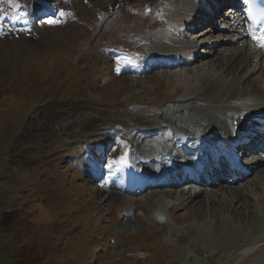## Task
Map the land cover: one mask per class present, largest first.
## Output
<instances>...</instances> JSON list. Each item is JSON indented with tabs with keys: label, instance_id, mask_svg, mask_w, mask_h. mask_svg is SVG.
Here are the masks:
<instances>
[{
	"label": "rangeland",
	"instance_id": "obj_1",
	"mask_svg": "<svg viewBox=\"0 0 264 264\" xmlns=\"http://www.w3.org/2000/svg\"><path fill=\"white\" fill-rule=\"evenodd\" d=\"M181 3L0 0V264H264V221L256 225L264 214V170L256 168L264 164L232 183L187 176L178 185L175 172L188 166L190 138L214 106L226 112L208 120L221 119L229 135L235 125L221 116L243 120L264 107L247 92L252 76L264 85V47L242 38L221 10L202 44L205 61L223 74L232 55L246 54L222 79L240 78L248 101L180 102L184 87L150 48L161 35L187 45L157 25ZM202 80L199 93L209 87ZM121 157L126 164L108 166ZM174 161L181 164L168 166ZM163 171L177 184L121 188L137 174Z\"/></svg>",
	"mask_w": 264,
	"mask_h": 264
},
{
	"label": "bare ground",
	"instance_id": "obj_2",
	"mask_svg": "<svg viewBox=\"0 0 264 264\" xmlns=\"http://www.w3.org/2000/svg\"><path fill=\"white\" fill-rule=\"evenodd\" d=\"M224 4H225L224 0H182L181 5L173 7L172 9H170L167 12V14L162 15L159 19H157V25H159V26L165 25L167 27V30L171 33L170 38L173 39L174 41H179V38L184 37L187 41V45L186 46H173L172 44H168L166 42L165 37L161 35V37L158 39V41H156L157 43H155L154 46H151L150 55L156 54V56L154 58L161 60L165 66L169 67L172 70L173 74H175V76L177 77V81H178L177 83L184 87V93L182 94V98H181L180 102L183 101V103H185L184 101H188V100H190V102H191V101H195L198 99H205V100L213 101V102H231L232 101V102L244 103L245 101H248V99H247L248 93L247 92H251V94L255 93L254 94L255 96L261 97V101L256 102L254 105H259V106L264 105V85L257 82V79L259 81H261L260 79H262V78L259 79V78H256L254 76L255 81L253 79V76L251 77L252 78L251 80L250 79L246 80V78H245L244 82L246 83L248 80H250L249 84L252 85L249 87L250 90L247 92H245L240 87V84L241 85L243 84V82L241 81L240 78L239 79H236V78L232 79L231 78L229 82H226V81L224 82L222 79V77H224V76H222L223 74L228 73V71L230 72L231 69H235V67L237 66L236 65L237 62H241V59L244 60V59L248 58V57L246 58V54L240 56V53H242L241 50L238 51L237 55H232L231 57H233V58L231 60L228 58L229 61L228 60L227 61L229 62V65L224 70L223 74L218 73L213 68V65L209 61L208 62L205 61L204 52L208 49V47H207V49H203L202 46H204V45H202V44H205L207 42V35L209 33L213 32L215 29H217L216 17L221 13V10H223ZM229 10L230 9H227V11H229ZM220 17L221 16H219L218 18H220ZM203 24L205 25V27L201 28ZM209 25H211V26L209 27ZM152 27L153 26H149L147 28V30L152 29ZM184 27H186L185 31H183L181 33V31H182V29H184ZM196 29H198V30L196 32H193V30H196ZM169 32H167V33L169 34ZM240 35L242 38L247 39L245 35L248 36V33L246 31H244V34H240ZM236 39H238L236 41V42H238V44L239 43L241 45L243 44L242 39H240L239 37H236ZM222 40H223V38H222ZM139 41L144 42L145 40L140 38ZM218 41L220 42V40H218ZM161 42H163V43L165 42V44H161ZM228 42H229V40H228ZM208 51H211V49H209ZM205 54H206V52H205ZM230 61H232L233 64H231ZM234 61L236 63H234ZM261 72L262 73L260 74V76L264 78V71L262 70ZM202 79L206 80L208 82L209 87L205 92H204V90H205L204 89L203 92L199 93L198 92L199 86L201 85L200 80H202ZM247 85H245V86L243 85V86L246 88ZM183 103L181 104V106L183 105L182 110H185L186 108L189 107V105H187V104L184 105ZM228 104H230V103H228ZM247 104H250V103L248 102L245 105H247ZM212 105H214V104H212ZM261 107L264 108L263 106H261ZM213 108H214L213 110L215 112L211 113V117L213 116L215 118L217 116L215 114H218L219 110H218V106H214ZM248 108H253V107L250 106ZM248 108H246V109H248ZM216 110H218V111H216ZM224 112H226V111H219V114L222 115V114H224ZM230 112H231V114L237 113L234 109H233V111L232 110L229 111V109L227 107V113H230ZM242 112H243V110H242ZM242 112H240V113H242ZM203 113H205V112H203ZM243 114H244V112H243ZM211 117L210 116L207 117L208 122L201 121L200 128H196L193 132L194 136L191 138L189 136V138L191 140L195 139L194 141L191 142L190 145H192V146H189L190 151H188L191 154L189 161L190 162L192 161L190 167H186V166L181 167L179 165L181 163H179V162H173L170 165H168L171 167L173 166V164L179 165V167H178L179 169H177L175 171V172H179L180 176H181V182L178 185H182L184 182H186L184 178H187V176H190V178H194V180H198V182H199V181H202V179H203V181H208V179L210 178V175H214L218 179H223L226 182L232 183L231 174L232 175H238V177L241 178L243 175V169L242 168H244V166H246V164L261 166L264 163V158L253 157V158H251V160H249L248 158H246L247 156L245 154H243L242 158L239 162V165L234 170H231L229 168L227 169V167L229 165L228 163H226L225 166L217 167L215 165V162L212 160V158L218 159L216 161H218L217 163L219 165H221L223 163L221 161V159H223V157H224L223 154H227V153L232 152V150L230 149L231 146L234 149L236 148L240 152L243 149L248 150L250 148H253L256 145H258L260 142L262 143V141L260 140V134H261L260 131L261 130H260V128H256V126L258 125L259 122L264 121V112H259L258 114H256L254 117H258V118L255 120L253 118L251 120L252 123H250V124L248 123L249 116H247V118L244 116L245 118L243 120L236 119L237 120L236 124H234V119L232 118V117H234V115H232L229 119L227 118L228 117L227 115L221 116V118H224L225 120H227L230 123V125H232V126L235 125L234 126L235 132H232V135L236 139H233V140L227 139L229 134H230V131L225 130V133L222 134V128L224 129V123L222 124V120L218 119L219 123L212 122V121L208 120V119H212ZM145 121H142V123L146 124V125H151L150 121H146V122ZM255 121L257 122V124H256V126H253ZM185 122H188V121L186 120ZM139 123H141V122H139ZM189 123H186V124H189ZM212 125L215 126V128L213 130L210 129V127H212ZM154 126L157 129V128H160L161 126H165V125H159L158 126V124H156V125L154 124ZM239 128L241 129V131L238 132ZM208 131H211V132H208ZM219 131H221V133H218ZM141 133H142V131H141ZM240 134H244V135L240 136ZM185 135H186V133L183 132V134H181V138L184 137ZM208 135L211 137V141L208 140ZM223 136H225V138H222ZM174 137H175L174 135L171 136V138H174ZM189 143H190V141H189ZM192 148L194 149L193 154L191 153ZM201 148H204V149H201ZM209 148H211V149H209ZM210 150L211 151L217 150L216 154L214 157H212L210 159V161L208 160L209 157L206 156L207 161L205 162L203 160V159H206V157L204 156L205 151H208V154H211ZM158 154H160V153H158ZM165 154L162 153L161 158L165 159L166 158ZM169 154L170 153L168 152L167 155H169ZM192 155L196 156V159ZM198 160H200V161H198ZM201 165H202V167L208 166L206 168V172H201ZM214 167H216V168H214ZM224 167H226V168H224ZM218 168H220V169H218ZM261 168H262V166H261ZM256 169L257 170L259 169L260 172H261V170H264V169H260L259 167H257ZM130 170H132L131 167H130ZM202 171H204V170H202ZM156 172H154V174ZM204 173H206V177H205ZM164 174H165V172L163 171L162 174H159L158 176L152 175L153 178H150V179H149V177H152L150 175L141 176V175L137 174V175H135V178H133L131 180V182L129 184L130 186L128 185L129 186L128 188H126V186H121V188L127 189L129 191H135L134 185H136V187H138L140 189L141 188L140 184L142 182L143 183L146 182V180H148V179H149L148 183H147L148 185L146 187L152 186L154 184H156V186H158V185L163 186V184H168L169 181H171V182L175 181L174 173H172V172L169 173L167 175V177H169V178L166 177L165 179H164ZM184 175H185V177H184ZM228 175H230L229 176L230 178H227ZM189 183H190L189 185L194 184L192 182H189ZM195 183H197V182L195 181ZM175 184H177V181L174 182V185ZM255 189H258V188H255ZM248 193H249V191H248ZM248 193H247V195H248ZM167 194H170L172 196V191L167 193ZM240 195L245 197V198H248V196L246 194H244V192H240ZM263 217H264V214H263ZM262 218L260 217V219H258V220L256 219L257 221L255 220L257 222L256 225H259V222L264 221V218H263V220H262ZM235 240L236 239H234V241ZM244 244H241V245L239 244V245L243 246Z\"/></svg>",
	"mask_w": 264,
	"mask_h": 264
},
{
	"label": "snow or ice",
	"instance_id": "obj_3",
	"mask_svg": "<svg viewBox=\"0 0 264 264\" xmlns=\"http://www.w3.org/2000/svg\"><path fill=\"white\" fill-rule=\"evenodd\" d=\"M254 0H244V3L246 5H249L248 8V17L249 19H251L253 21V23H255L258 19H264V10H261L258 14L254 15L253 14V9L251 7V5L253 4ZM53 21H49V23H52ZM252 36V39L254 41H257L259 43V46L264 47V29H261V35L257 36L255 31H250L249 33ZM121 164L124 165L126 164V160L124 157H121L119 161H111L109 163V167H111L113 164Z\"/></svg>",
	"mask_w": 264,
	"mask_h": 264
},
{
	"label": "trees",
	"instance_id": "obj_4",
	"mask_svg": "<svg viewBox=\"0 0 264 264\" xmlns=\"http://www.w3.org/2000/svg\"><path fill=\"white\" fill-rule=\"evenodd\" d=\"M56 170H57V169H56ZM57 175H58V173H57ZM68 201L71 202L69 199H68ZM73 202H74V201H73ZM5 216H6V217L4 218L3 221L6 222V221L8 220V222H9V221H10V218H11V217H10L11 214H10V213H6ZM87 218H89V221H90L92 218H94V216H93V214H90V213H89V214L86 216V219H87ZM89 224L91 225V224H92V221H90ZM96 226H97V225H96ZM91 233H92V236H91V237H92L93 239L97 237V235H96V233H95V230L92 231ZM79 241H80V240H79ZM86 246H87V244H85V245L83 246L82 249H84ZM87 260H88V258H87ZM86 262H87V261H86ZM85 264H86V263H85Z\"/></svg>",
	"mask_w": 264,
	"mask_h": 264
},
{
	"label": "water",
	"instance_id": "obj_5",
	"mask_svg": "<svg viewBox=\"0 0 264 264\" xmlns=\"http://www.w3.org/2000/svg\"><path fill=\"white\" fill-rule=\"evenodd\" d=\"M149 5V4H148Z\"/></svg>",
	"mask_w": 264,
	"mask_h": 264
}]
</instances>
